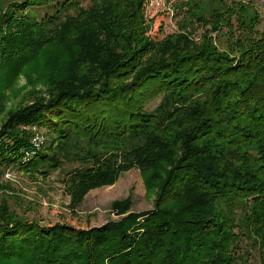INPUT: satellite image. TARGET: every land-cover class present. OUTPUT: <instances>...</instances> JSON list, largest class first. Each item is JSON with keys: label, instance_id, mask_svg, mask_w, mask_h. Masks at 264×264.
I'll return each mask as SVG.
<instances>
[{"label": "trees", "instance_id": "1", "mask_svg": "<svg viewBox=\"0 0 264 264\" xmlns=\"http://www.w3.org/2000/svg\"><path fill=\"white\" fill-rule=\"evenodd\" d=\"M87 1L0 0V74H9L3 61L19 71L31 53L54 40L79 48L76 66L53 80L49 99L38 98L20 109L23 113L7 112L5 122L0 107V181L11 169L46 175L74 160L81 166L71 182L80 189L95 185L97 174L108 177L135 165L169 162L170 183L162 190L170 199L184 200L196 229L182 232L172 218L160 216L134 228L139 232L132 237L117 225L102 227L89 239L113 246L114 264H149L167 242L171 260L188 262L178 254L182 242L167 241L180 230L179 240H187L189 252L208 259L202 264H233L237 218L208 216L211 210L200 212L199 203L190 207L202 199L229 202V212L243 211L245 235L264 242V30L256 27L261 17L253 11L254 2L189 0L190 13L200 18L207 15L201 16L204 10L220 15L217 3L239 6L234 45L242 52L233 55L212 40H196L186 27L152 38L147 0ZM31 9L38 13L30 14ZM8 85L6 80L0 100ZM157 97L161 102L149 111L147 103ZM39 134L45 140L37 147L32 139ZM10 198L1 192L0 264L84 259L83 239L67 227L44 228L18 214ZM202 235L213 239L203 241Z\"/></svg>", "mask_w": 264, "mask_h": 264}, {"label": "rangeland", "instance_id": "2", "mask_svg": "<svg viewBox=\"0 0 264 264\" xmlns=\"http://www.w3.org/2000/svg\"><path fill=\"white\" fill-rule=\"evenodd\" d=\"M252 1L254 2L253 11L258 12L261 17L256 27L260 31L264 30V0ZM193 2H200V0ZM84 3L89 4L87 0ZM189 3H191L189 0H147L146 16L152 20L151 37L162 39L177 32L181 27H186V30L191 31L192 36L198 41L207 38L212 40L213 44L219 45L223 51H231L233 55H239L242 52L234 45L239 35V22L236 15L240 9L239 6L217 3L216 6L222 7L220 15L211 16L208 10H204L201 16L207 15L200 18L190 13L192 6ZM37 13L36 9L30 11L33 15ZM227 17H232L230 25L228 20L225 21ZM78 53L79 48L76 43L66 45L54 40L31 53L30 61L17 68L19 71L13 72L14 68H11V64L9 62L5 64L6 62L3 61L4 71L8 72L9 68L8 76L0 74V92L6 80L9 81L4 92L5 96L0 100V107L5 113L1 115L4 122L8 120L7 112L23 113L20 109L33 104L38 98L49 99L53 80H62L73 70L78 60ZM160 102L161 97L151 99L146 107L149 111L154 110ZM36 129L38 128L33 127V130ZM42 129L48 132V129ZM47 137L49 141L46 147L51 143L50 136L47 135ZM80 166L81 161H65L61 168H51L49 174L37 173L33 176L18 169H11L3 178L4 183L0 181V194L7 191L13 197L10 198V202L15 212L29 220L39 222L44 228L67 227L66 229L74 233L75 237L83 239L80 242L81 247L88 250V253L84 259L74 264H114L117 257L109 255L113 246L99 244L89 239V235L102 227L120 225L122 230L132 237L139 232L134 228H139L147 222L151 225L156 218L162 216L172 218L182 232H186L184 228L192 231L196 229L194 225L192 227L189 224L192 220L186 212L184 200L170 199L172 195L165 194L162 190L164 185L170 183L168 176L172 174L173 165L169 162H162L158 167L155 164L151 168L135 165L123 168L108 177L97 174L94 178L97 179L95 185L89 184L87 187L78 189L77 187H81V184L75 186L71 178L74 169ZM8 184L11 188H8ZM217 200L216 202L207 199L195 200L190 208L193 209L194 204L199 203L196 207L201 206L200 212L208 213L211 210L212 214L208 216L215 214L214 216L225 217L232 213L239 225L234 231L240 234L231 250L233 264H264V242L245 235L244 225L247 221L239 217L243 211L229 212L227 209L229 202ZM129 223L132 224L128 226ZM179 232L180 230L173 233L167 241L182 242L183 244L178 243L181 247L178 254L187 256L188 262L171 260L165 252L167 248H171L170 242H167L160 253L153 254L155 257H149L148 261L152 260L149 264H194L197 259L201 261L199 264H202L208 261V259L202 260L201 255L195 252L191 254L187 240H179ZM201 237H204L203 241L213 239L208 235ZM206 250L212 251L210 248ZM230 260L231 258L228 259ZM11 264L16 263L11 262Z\"/></svg>", "mask_w": 264, "mask_h": 264}, {"label": "built area", "instance_id": "3", "mask_svg": "<svg viewBox=\"0 0 264 264\" xmlns=\"http://www.w3.org/2000/svg\"><path fill=\"white\" fill-rule=\"evenodd\" d=\"M45 137L43 135H37L34 140L33 144L37 147H40L44 143Z\"/></svg>", "mask_w": 264, "mask_h": 264}]
</instances>
